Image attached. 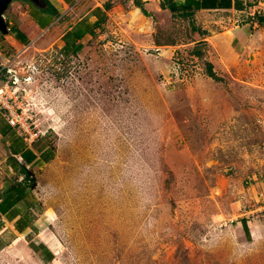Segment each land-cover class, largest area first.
<instances>
[{
  "label": "rangeland",
  "instance_id": "obj_1",
  "mask_svg": "<svg viewBox=\"0 0 264 264\" xmlns=\"http://www.w3.org/2000/svg\"><path fill=\"white\" fill-rule=\"evenodd\" d=\"M242 1L193 23L84 0L45 33L31 16L42 0H10L5 20L30 41L0 29V111L19 113L34 151L49 136L33 244L54 259L19 235L0 264H264V0ZM95 12L101 26L75 57L51 44ZM4 154L0 192L16 180Z\"/></svg>",
  "mask_w": 264,
  "mask_h": 264
},
{
  "label": "trees",
  "instance_id": "obj_2",
  "mask_svg": "<svg viewBox=\"0 0 264 264\" xmlns=\"http://www.w3.org/2000/svg\"><path fill=\"white\" fill-rule=\"evenodd\" d=\"M42 2L46 4L44 18L45 16L48 17L49 13H51L52 16L59 13L49 0H42ZM134 3L137 7L141 8L146 16H149L142 0H134ZM243 6L244 3L242 0H236V9H242ZM106 7H109V4H106ZM161 7L168 9L175 18L181 20L191 19L193 23L196 11L200 9L195 3L178 5L176 0H162ZM101 10V8L98 9V11ZM92 15L97 17L93 24H90L88 20H83L78 27L73 28L64 35V45L61 49V53L67 58L75 57V55L84 48L83 39L96 35V29L101 26V17L103 14L100 15L95 12ZM45 19L47 20V18ZM258 21L264 24V15L258 16ZM194 28L196 27L194 26ZM196 30L202 31L199 27L196 28ZM16 34L20 35V32H16ZM24 43L26 44L28 42L25 41ZM173 43L174 42H168L166 44ZM205 44V41H199L198 45L195 46L193 50V54L201 57L204 51L201 46ZM206 67L210 77L216 80L220 79L214 71L211 62H206ZM0 133L3 135L4 142L7 139L11 140L8 146L11 151L8 162L16 171V180L6 184L0 192V250L6 245H10L19 235H23L27 241H30V246L42 257L43 261H52L54 259V254L47 248L46 244H33L34 237L39 236L42 232L36 221L43 214L40 202H38L32 192L37 185L34 167L39 163L50 160L49 136L45 135L43 138L34 142V149L37 151L35 153L29 148L24 138H21L17 134L16 127L11 126L9 123H5L3 126H0ZM42 140L44 144L38 145ZM18 154H20L22 161L15 158L14 155ZM9 224H12V226ZM243 224L244 228L249 230L246 220Z\"/></svg>",
  "mask_w": 264,
  "mask_h": 264
},
{
  "label": "crops",
  "instance_id": "obj_3",
  "mask_svg": "<svg viewBox=\"0 0 264 264\" xmlns=\"http://www.w3.org/2000/svg\"><path fill=\"white\" fill-rule=\"evenodd\" d=\"M49 1L53 4V6L58 10L59 13L57 15H53L49 21L44 23V26H41L40 24H38L37 20L39 21L38 18L40 17V18L44 19V22L46 21L45 18H47V16H45V18H44V14L46 13L45 12L46 5H44V7L34 6L32 12H31L32 13L31 16H32L33 19H35V23L37 24L38 28L40 29V31H45L46 30L45 33L51 31V29L54 28L55 25H59L60 21L61 22L63 21L64 13L73 11L84 0H81L77 4H76V2L78 0H49ZM161 1L162 0H142L145 9L149 13L148 17H151V18L154 19L155 17L158 18L160 15L170 13V11L168 9H164V8L161 7ZM176 2H177L178 5H184L185 3H191V4L195 3L200 8V9H198L196 11V13H202V12H206V11H229V10L236 9L235 8L236 0H176ZM128 3L130 5V7H133L135 9V11H136V9L139 10V13L137 14V16L138 15L146 16L142 12L141 8L137 7L135 5L134 0H128ZM98 5H101V7H103L101 3H98ZM88 14H90V12H88ZM88 14H86V15H88ZM86 15L82 16L79 19L78 23H76V24H74L72 26H69L61 34L60 38H58L56 41H53V43H51V44L57 43V41H60V39L63 38L64 35L68 31L72 30L75 27H78L81 24V22L83 20H85L84 18H85ZM170 16H171V13H170ZM4 18L6 19V14L5 13H4ZM5 21L7 23L8 29L13 32V35H14V37H16L17 40H19L22 43H24L25 41L29 43V41H30L29 40L30 39L29 36L30 35L22 28L21 24L19 26H18V24L17 25H12V21L11 20H9V21L5 20ZM16 32H20V35L16 34ZM43 35H44V32L42 33V36ZM28 43H26V44H28ZM33 43H34V41L31 42V44H33ZM5 123H8L7 118L0 111V126H3ZM17 134H18V132H17ZM18 135L20 136V134H18ZM20 137L22 138V136H20ZM10 143H11L10 139H7L4 142L3 135L0 133V148L2 147L5 150V154H4L5 157H4L2 162L8 161V157H9V155H11L10 148H8ZM29 148H31V147H29ZM31 149L33 150V148H31ZM33 152L36 153L37 151L33 150ZM14 156H15V158L19 157L21 159L20 154L14 155ZM20 159H18V160H20ZM9 225L12 226V224H9ZM21 236H23V235H21Z\"/></svg>",
  "mask_w": 264,
  "mask_h": 264
},
{
  "label": "built area",
  "instance_id": "obj_4",
  "mask_svg": "<svg viewBox=\"0 0 264 264\" xmlns=\"http://www.w3.org/2000/svg\"><path fill=\"white\" fill-rule=\"evenodd\" d=\"M81 0H78L76 2V4L78 2H80ZM0 73H1V69H0ZM1 92V90H0ZM5 106L8 107V105L6 104H3ZM6 118H7V121L9 122V124L13 127H16L18 130H20V128H23L24 127V122L23 120L20 118V115L18 112L16 111H12L10 108L8 109V112L6 113Z\"/></svg>",
  "mask_w": 264,
  "mask_h": 264
},
{
  "label": "water",
  "instance_id": "obj_5",
  "mask_svg": "<svg viewBox=\"0 0 264 264\" xmlns=\"http://www.w3.org/2000/svg\"><path fill=\"white\" fill-rule=\"evenodd\" d=\"M10 0H0V29H7V23L4 18V12L8 7Z\"/></svg>",
  "mask_w": 264,
  "mask_h": 264
}]
</instances>
